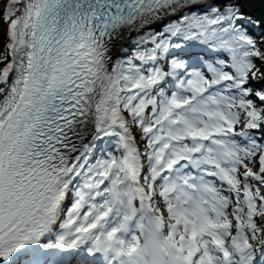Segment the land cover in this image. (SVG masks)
I'll list each match as a JSON object with an SVG mask.
<instances>
[{"label":"snow or ice","instance_id":"6c2138e0","mask_svg":"<svg viewBox=\"0 0 264 264\" xmlns=\"http://www.w3.org/2000/svg\"><path fill=\"white\" fill-rule=\"evenodd\" d=\"M0 264H264V0H0Z\"/></svg>","mask_w":264,"mask_h":264}]
</instances>
